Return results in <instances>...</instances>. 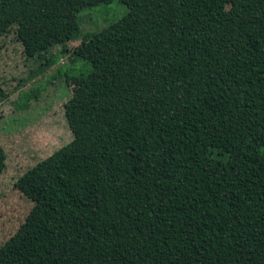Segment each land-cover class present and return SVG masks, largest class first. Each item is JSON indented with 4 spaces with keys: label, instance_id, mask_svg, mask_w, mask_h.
<instances>
[{
    "label": "trees",
    "instance_id": "1",
    "mask_svg": "<svg viewBox=\"0 0 264 264\" xmlns=\"http://www.w3.org/2000/svg\"><path fill=\"white\" fill-rule=\"evenodd\" d=\"M111 2L0 0V37L64 55ZM120 2L70 53L73 139L16 181L33 206L0 264H264V0Z\"/></svg>",
    "mask_w": 264,
    "mask_h": 264
},
{
    "label": "rangeland",
    "instance_id": "2",
    "mask_svg": "<svg viewBox=\"0 0 264 264\" xmlns=\"http://www.w3.org/2000/svg\"><path fill=\"white\" fill-rule=\"evenodd\" d=\"M127 12L120 0L82 10L79 36L67 45L64 55L56 47L41 59H27L13 30L0 37V146L6 155L0 173V247L15 234L33 206L14 187L18 178L73 139L64 113V104L72 94L67 79L88 73L91 67L80 60L73 66L70 53L84 35L102 31ZM52 57V64L42 66ZM31 89L40 90L38 100L23 108L21 96Z\"/></svg>",
    "mask_w": 264,
    "mask_h": 264
}]
</instances>
